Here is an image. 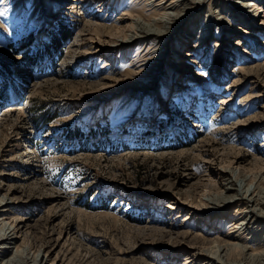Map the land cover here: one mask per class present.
<instances>
[{"label":"rangeland","instance_id":"1","mask_svg":"<svg viewBox=\"0 0 264 264\" xmlns=\"http://www.w3.org/2000/svg\"><path fill=\"white\" fill-rule=\"evenodd\" d=\"M103 1L0 0V195L13 192L8 215L25 226L18 242L47 244L49 262L59 251L73 264H188L195 256L185 262L186 254L170 253L174 242L189 251L201 241L192 237L232 233L244 217L230 218V207L208 221L177 193L206 200L215 188L195 190L197 181L222 185L219 171L231 160L233 168L264 160V71L252 74L264 65V14L247 32L252 0H185L152 87L132 91L123 74L158 50L135 42L112 52L92 28L124 25L130 35L125 12L142 22L155 15L146 0ZM206 21L199 45L193 32L181 41L184 27L196 32ZM192 45L191 58H182ZM144 223L171 234L139 231ZM183 232L187 238L176 237ZM242 235L230 242L244 248L249 239L254 249L258 235Z\"/></svg>","mask_w":264,"mask_h":264},{"label":"bare ground","instance_id":"2","mask_svg":"<svg viewBox=\"0 0 264 264\" xmlns=\"http://www.w3.org/2000/svg\"><path fill=\"white\" fill-rule=\"evenodd\" d=\"M59 1L61 2L62 0H59ZM184 1L185 0H146L147 4H150V7H151L150 10H152V15H155V16L151 17L150 20H144L145 22H142V20L140 19V16L138 17V19H136L134 17H129L131 15L130 13L132 11H128V13L125 12L123 15L127 16L126 18L128 20L126 19L127 21H124V22L126 23V26L130 25L129 28L132 30V34H130V35H126V33H123L124 25H123V27L121 26V28H118L117 30H116L117 27L115 28V30H114V28H110L109 26H108L109 28L102 27V25H104V24H102L101 27L94 26L92 28L93 29L92 33L94 34V36H97L100 38L102 36V34L103 35L105 34V36H103V37L105 39H107V41H106L108 43V44L106 43L107 47L113 48V50H111L112 52L115 49H117V47L118 48L122 47L121 49H123V47H130V45H133V43H135V42L137 44L140 43L141 45L147 44L144 50L150 51V50H153L156 48L153 51V53H155L158 50L157 52H159V53L156 55V57L149 59L148 62H146L145 66H142L144 68L141 69V66H139V68L136 69L137 72L131 71L126 75L123 74V76L125 77V82H128V81L132 82V84L126 86L128 90L142 91V90H145L146 88L152 87V85L155 81L154 73H157L158 70H160L158 66L160 65L161 61L164 59L162 57V55L159 56L160 52H161V50L164 51V49H166L164 47L165 42L173 39L175 33L178 30L177 26L184 19L183 15L180 14L181 11H179V8L181 7V3L184 4ZM250 1L251 0H242V2H245L247 5H248V2H250ZM251 3L252 4L256 3L255 5L252 6V8L257 7V10L255 11L256 12L255 15L251 17L252 18L251 20H253V21H250V19H249V20H247V22H243L240 19V22H243L245 24L246 30L248 27H251V25L253 26V24H254L253 17H255L257 15V13L259 14L258 16L264 14L261 11L262 9L260 6L262 4L264 5V0H252ZM249 6H248V9H249ZM141 7H143V6H141ZM135 15H138V14H135ZM149 16H151V14ZM262 17L263 18H261L262 19L261 24L264 25V15ZM207 21H206V24H204V26L200 25L201 28L198 30L199 32L198 31L194 32L195 28H193L192 26L184 27V30L182 33L184 38H182L181 41L185 43L187 40V37L191 35L190 34L191 32H193L194 36L198 38L196 41L197 42L196 44L199 45L202 38H205V36L207 35V32L204 29L205 25H208V23L210 22V21L209 22H207ZM90 22H92V21H90ZM118 22L122 23L123 21H118ZM203 23H205V22L203 21ZM90 30H88V31L91 32ZM174 30H175V32H174ZM252 30H249V31H252ZM247 32H248V30H247ZM119 34L121 36L120 39H116V38H118L116 35H119ZM191 38H193V37H190V39ZM78 39H79V35L76 36V40H78ZM98 40H100V39H98ZM103 42L105 43V40H103ZM192 48L194 49L195 46L192 45L190 47V49L185 52V54L182 58H184V59L185 58H191V56H192V50L191 49ZM100 49L101 48L98 47L96 50L100 51ZM126 49H128V48H126ZM180 51H178L179 52L178 54H180ZM112 52H107V53L111 54ZM175 62H176L177 66L182 65V67H184V65H185L184 60L175 61ZM182 67L178 69V72H182L181 71L183 69ZM260 67L261 68H258L256 71H253L252 74L255 75V73L257 71H261V70L264 71V65H262ZM253 69H255V68H253ZM253 69H251V70H253ZM79 84L84 85V82L80 81ZM79 84H78V86H75V87H81V86H79ZM106 84L99 85V88L105 87ZM124 85H126V84L124 83ZM126 87L123 88L122 91H128V90H125ZM250 95H251V93H250ZM252 95H254V94H252ZM90 99L93 100L95 103H96V100H99L98 98H90ZM261 113H263V112H261ZM231 162H234V159L229 162L228 167H226V169H221L219 171V176L222 178V181H223L222 185H221V183H219V181L218 182L217 181L212 182L211 180L210 181L209 180H205V181L201 180V181H197L198 184L196 183L197 185L195 184V186L193 187V188H195V190H196V188L206 189V190H208L207 191L208 194L210 193L209 192L210 190L215 188V192L211 195L206 196L207 197L206 200L204 199V197H205L204 194L201 195V193H197L195 195V194H192L189 190L186 192H183V193H180V192L177 193L178 198H180V199H178V201L181 200L183 202V203L180 202L182 204V206H185V207L189 206L190 207V205H192V204L189 205V203L192 202V203H195L196 206L200 207V208H198V207L192 206L193 208H197V210H199L203 207L204 212H205L204 215L206 216V220L212 219V218H217L220 216L222 217L224 215V211L230 207H235V210H233L234 212L231 213L232 215H230L231 216L230 218H233L234 215H237V217L238 216L241 217L243 215V217H244L243 219H241L239 221V224L235 223L236 225H234L233 227L231 226L232 227L231 228L232 233L220 234L218 232H212L211 231V233L209 234V236H211V237H209L208 235L205 237H208L212 240H209L205 237L202 238L199 236L192 237V238L198 237V238H200L201 241L198 243L197 242L191 243L189 246L190 247L189 251H188V249H184L180 246L181 241L177 242L178 241L177 240L176 242H174V244L171 245L172 249H170V253H175L177 256L182 255V254H186V255H183V256H185V259H184L185 262L189 259L187 256H192V257L195 256V258L192 260V262H194L196 260H201V261L205 262V264H264V251H263L264 250V240L261 237V233L264 234V223L259 222V225L256 226L252 230V227L257 223V221H259L261 218H264V160L254 159V161L250 164V167L237 165V167H234V168L231 166ZM209 174H210V172H209ZM247 174H249V175H247ZM171 186H172V184H171ZM219 189L221 191H219ZM197 191H199V190H197ZM194 192H196V191H194ZM12 193H13L12 191L8 190V191H6L5 195L4 194L0 195L1 196L0 197V248L2 249L0 252V264H47L49 262L48 255H47L49 251H46V247H45L47 244L45 245L44 243H40L38 245V247L35 248V246L32 245L31 242H28V241L25 242L24 241L25 239L18 242L20 240V237L17 234H22L21 231H22V229L25 228V226L23 228L22 224L21 225L16 224L17 220L14 219L13 217H9V215H8V205L10 204V201H8V200H9V197ZM240 207H242V208L240 209ZM200 217H203V216H199L198 218H200ZM13 219L16 221H14ZM17 222H19V221H17ZM146 224H148V223H146ZM170 224H168V225H170ZM144 225H145V223H144ZM260 227L263 228V232H261L262 228L260 230H258V228H260ZM163 228L166 229L167 227H162V229ZM162 229H160V228L148 229L146 226V228L144 227V229H141L139 231H142V232H147V231L159 232V233L163 234L164 236H166L167 234H169L171 232V231H166L165 229L164 230H162ZM243 231H248V234L249 235L251 234L250 235L251 239L254 236L258 235L256 238L254 237L255 238L254 240L256 242L254 249L252 248V246L254 244H250L251 241H248L249 239L244 241V244H245L244 248L238 246L235 243H232L233 241L238 240V238H236V237L242 235ZM236 234H238V235H236ZM212 236H215V237L213 238ZM242 236H241V238H239L240 241L244 240L243 239L244 236L243 237ZM176 237L177 238L178 237L179 238H187V235H186V233L184 234V232H183V234L180 233V235H177ZM169 238H171V237H169ZM4 241H8V243L1 245ZM167 241H169V240H167ZM230 241H232V242H230ZM246 242H249L248 247H249V249L252 248V250H251V252L253 251L252 253H250L246 250L247 245H248V243H246ZM195 249H197L198 251H196ZM60 253L61 252L58 251L56 253L55 257L49 262V264H73L72 263L73 260L71 261L68 258L69 262L71 261L69 263L68 260H66L67 257H65V255H62L63 253H61V254ZM59 254L61 255V258L59 257ZM231 255L238 256V259L237 260L231 259ZM192 262H189L188 264H194ZM75 264H77V263H75ZM106 264H107V262H106ZM142 264H149V263L143 261Z\"/></svg>","mask_w":264,"mask_h":264},{"label":"trees","instance_id":"3","mask_svg":"<svg viewBox=\"0 0 264 264\" xmlns=\"http://www.w3.org/2000/svg\"><path fill=\"white\" fill-rule=\"evenodd\" d=\"M66 38H70V34L68 36H66Z\"/></svg>","mask_w":264,"mask_h":264}]
</instances>
